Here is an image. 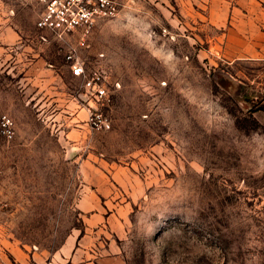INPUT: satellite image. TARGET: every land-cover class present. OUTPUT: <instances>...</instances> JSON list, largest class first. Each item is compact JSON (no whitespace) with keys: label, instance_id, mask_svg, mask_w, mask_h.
<instances>
[{"label":"rangeland","instance_id":"374dc122","mask_svg":"<svg viewBox=\"0 0 264 264\" xmlns=\"http://www.w3.org/2000/svg\"><path fill=\"white\" fill-rule=\"evenodd\" d=\"M134 3L80 49L36 29L35 0H0V251L53 253L98 196L120 264H264V59L225 57L207 9L172 25ZM71 49L104 71L107 131L86 125Z\"/></svg>","mask_w":264,"mask_h":264},{"label":"crops","instance_id":"0c3cea01","mask_svg":"<svg viewBox=\"0 0 264 264\" xmlns=\"http://www.w3.org/2000/svg\"><path fill=\"white\" fill-rule=\"evenodd\" d=\"M117 1L123 7L121 11L125 12L136 0ZM150 1L162 9L165 19L172 25L179 23L180 18L185 22H195L197 18L202 17L200 9H207L209 16L204 17L203 22L224 29L220 33V42L221 46L225 45V57L232 60L264 59V0H246L250 4H244V0H235V3H232V0ZM99 26L98 24L95 28L89 42L97 34ZM99 56L102 57V54ZM47 71L48 75H55L54 71ZM51 81H57L56 76ZM67 121L73 126L81 125L76 117H69ZM89 199L88 209H83L88 215L82 234L69 236L56 251L48 255L14 246L9 249L12 256V261H9L6 253L0 251V264H120L111 241L102 251L101 247L104 245L99 241V225L105 217L102 218L98 210L100 198L97 196Z\"/></svg>","mask_w":264,"mask_h":264},{"label":"built area","instance_id":"2783aa9c","mask_svg":"<svg viewBox=\"0 0 264 264\" xmlns=\"http://www.w3.org/2000/svg\"><path fill=\"white\" fill-rule=\"evenodd\" d=\"M40 6L36 29L48 31L58 38L74 36L80 49L89 46V39L101 21L115 18L119 13L117 0H35ZM63 42L67 41L63 38ZM70 73L82 79L86 104V125L93 132L110 129L106 108L111 97L106 87L104 71L89 67L76 55V49L66 55ZM0 135L10 139L14 135L13 120L7 115L0 118Z\"/></svg>","mask_w":264,"mask_h":264}]
</instances>
